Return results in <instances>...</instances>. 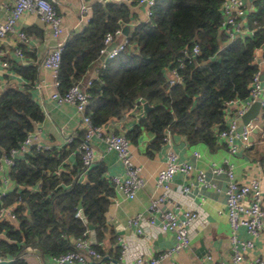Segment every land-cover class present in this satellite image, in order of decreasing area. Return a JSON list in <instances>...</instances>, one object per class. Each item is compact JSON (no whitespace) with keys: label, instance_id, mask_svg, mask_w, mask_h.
<instances>
[{"label":"trees","instance_id":"obj_1","mask_svg":"<svg viewBox=\"0 0 264 264\" xmlns=\"http://www.w3.org/2000/svg\"><path fill=\"white\" fill-rule=\"evenodd\" d=\"M222 1L154 0L149 16L123 33L127 38L124 49L102 59L104 35L128 24L137 0H91L88 23L67 34L57 71L58 90L82 83L96 70L86 88L85 108L94 125L137 110L131 113L135 120L122 133L130 144L150 133L144 149L147 154L161 146L167 132L183 136L189 145L204 144L210 151L220 146L227 149L218 131L225 127L227 114H233L229 103L249 98L257 70L254 53L262 47L264 55V0H245L242 29L246 31L233 37L221 28ZM12 69L27 82L0 91V157L37 131L44 117L33 95L36 65L14 62ZM171 70L177 74L173 82ZM138 98L150 108L144 110ZM259 118L260 142L238 152L253 150L251 159L258 162L264 177V106ZM84 133L81 127L61 145H30L14 154L8 169L14 187L0 194V207L12 205L16 219H0V257L6 261L0 264H33L26 257L27 249H37L41 259L52 258L69 250L74 238H89V224L96 238L91 244L101 254L91 259H106L101 242L107 237L110 244L116 242L114 258L122 263L117 234L104 216L115 193L114 183L103 161L82 163L78 147Z\"/></svg>","mask_w":264,"mask_h":264},{"label":"built area","instance_id":"obj_2","mask_svg":"<svg viewBox=\"0 0 264 264\" xmlns=\"http://www.w3.org/2000/svg\"><path fill=\"white\" fill-rule=\"evenodd\" d=\"M91 0H81L77 5V16L69 24V31L80 30L85 26L91 16ZM122 1V0H114ZM129 2L130 0H124ZM137 3L145 5V14L149 16L154 0H137ZM222 13L221 28L233 37L237 33H243L244 26L242 19L246 14L245 0H223L220 5ZM35 13L46 27L47 36L54 40L53 46L41 60L44 68L48 69L53 77L54 90L50 93V98L58 105L72 104L80 114L81 126L84 128V137L78 149L82 163L89 165L94 161L96 151L92 145V138L97 137L105 146V149L112 150L121 161L124 168V175L112 176L115 190L124 194L127 198H133L136 192L145 184V179L141 173V168L134 163L132 158L131 144L123 133L103 132L101 125H94L85 108L89 100V93L86 88L91 83L92 77H87L82 83L75 82L62 92L58 90L57 71L60 64V55L69 31L63 24V15L56 11L52 0H12L10 5L0 3V39L7 33L13 32L18 37V41L23 47H28L31 43L27 33L18 28V20L24 13ZM252 33V30H250ZM115 42V45L107 49V46ZM127 42L123 35L122 28H117L113 32H107L103 38V46L100 53L105 58H112L121 52ZM258 48L254 53L253 62L257 64V70L250 82V96L245 100L234 99L229 103L233 114H227L225 127L218 131V136L222 138L227 146L228 152L234 154L241 148H247L252 143L260 142L263 137L262 126L260 125L259 111L264 106V80L261 74L264 73V55L258 53L262 51ZM197 46L192 47V52H197ZM14 53L23 56L21 46L16 47ZM8 66L7 60L0 61V72ZM170 82L177 78L174 70L170 71ZM1 82V81H0ZM1 85V83H0ZM40 84L36 87L39 88ZM35 92V91H34ZM259 102V111L247 122H242L241 117L251 106L252 103ZM260 132V134H258ZM72 135L66 137L71 139ZM38 132H30L16 149H11L8 155H3L0 163V183L8 184L9 165L16 152H23L30 145L37 148H46L48 143L38 140ZM254 137V138H253ZM253 138V140L251 139ZM198 154L197 151L194 152ZM191 163L180 161L173 151H168L164 164L157 170L155 186L160 191L154 195L148 205V218L143 213H136L128 220L130 225L135 226V233L145 237H152L155 232H171L174 236V243L156 254L144 256L137 253L131 258H127L128 242L123 237H118L121 247L119 260L123 264H159L163 259L169 258L176 252L189 247L192 238V228L197 225L200 228L206 219L200 208H192L183 204V194L189 190V185L181 187L180 194L172 198L170 195V181L176 172L189 174L192 170ZM214 173H224L226 176L225 186V206L226 216L229 224V238L234 246L231 257L232 264H264V253L245 257L243 251L253 246V239L261 235L264 227V192L262 189V179L259 175L251 176L245 181H239L234 172V166L227 159L224 165L213 163ZM197 182L207 185L208 180L204 177L201 170L195 175ZM5 191H0L4 193ZM168 202L170 207L162 208L161 205ZM79 215V211L76 212ZM8 218L11 221L16 219L12 205L0 207V219ZM239 227H244L252 238L243 239L237 235ZM73 246L52 259L56 264H84L87 257L99 259L101 254L92 246L88 237L78 236L73 239ZM239 247V248H237ZM21 251L18 255H21ZM211 253L207 252L198 264H223L221 260H213ZM3 259L0 257V261ZM5 260H8L6 258Z\"/></svg>","mask_w":264,"mask_h":264},{"label":"crops","instance_id":"obj_3","mask_svg":"<svg viewBox=\"0 0 264 264\" xmlns=\"http://www.w3.org/2000/svg\"><path fill=\"white\" fill-rule=\"evenodd\" d=\"M12 0H0L1 4L10 5ZM81 0H52L57 12L63 15V24L69 31V24L77 16V5ZM133 15L128 22V27L146 18L145 5L136 3L132 7ZM18 28L24 30L31 39L28 47L18 41L15 33H7L0 39V61L7 60L8 66L0 72V91L9 85L21 87L27 79L12 69L14 62L22 65H36L37 77L34 82V99L40 104L44 113L42 121L37 124L38 140L41 142L61 145L69 135H74L80 129V114L72 104H56L50 93L54 90L53 77L51 72L41 64L42 58L53 46L54 40L47 36L46 27L35 13L26 12L18 20ZM21 46L23 56L14 53L16 47ZM259 51L258 53H261ZM96 70L90 71L87 77H95ZM37 84L39 88L36 87ZM142 108V107H141ZM234 108H231V110ZM140 110V109H139ZM132 110L121 119H113L102 125L103 132H114L115 128H120L122 133L135 119L131 115ZM231 112L229 113V116ZM151 134H142L137 144H131L132 158L135 164L141 168V173L145 179L144 186L136 192L135 197L127 198L121 192L115 190L111 200L114 201L113 216L116 223L108 222L113 232L118 237H123L128 242L127 258H131L137 253L150 256L158 251L164 250L174 243V236L171 232H155L152 237H145L135 233V226L130 225L128 220L136 213H143L148 218V205L150 199L156 195L160 189L155 186L157 170L164 164L168 151H173L180 161L191 163L192 170L185 175L176 172L170 181V196L174 198L180 194L181 187L189 185V190L183 194V204L192 208H200L204 214L206 222L198 228H192V238L189 247L174 253L167 259H163L159 264H198L199 260L209 252L213 260H221L223 264H232L231 257L234 246L229 238V224L226 216L225 206V186L226 176L224 173H214L213 163L224 165L227 159L234 166L235 176L238 180L245 181L251 176L259 175L262 179V189L264 192V177L260 166L256 160L251 159L253 150H242L236 154L228 152L226 147L220 146L215 151L208 150L204 144L189 145L183 136L171 135L167 132L165 141L151 155L144 152L146 143ZM254 138V137H253ZM253 138H251L253 140ZM92 145L95 148L96 156L94 160H101L106 166L108 176H123L124 168L117 155L112 150L105 149L102 142L97 137L92 138ZM197 151L198 154L194 152ZM73 161V160H72ZM198 170L203 171L204 177L209 184L204 185L196 181L195 175ZM14 187V182L10 180L8 184L0 183V191H8ZM162 208L170 207L168 202L161 205ZM264 209V199H263ZM237 235L243 239L252 238L244 227H239ZM91 238L93 240L91 241ZM91 243L96 242L93 232L89 230ZM105 247V260L98 262L87 257L84 264H119L114 258V246L105 237L101 242ZM239 248V247H237ZM28 252V253H27ZM37 249L26 250V257L33 264H56L52 258L41 259ZM264 253V227L259 237L253 239V246L243 251L245 257H251ZM122 262V261H121ZM120 262V263H121ZM123 264V262L121 263Z\"/></svg>","mask_w":264,"mask_h":264},{"label":"water","instance_id":"obj_4","mask_svg":"<svg viewBox=\"0 0 264 264\" xmlns=\"http://www.w3.org/2000/svg\"><path fill=\"white\" fill-rule=\"evenodd\" d=\"M128 30H129L128 25L122 26V32L124 34H127ZM114 45H115V42L110 43L107 46V49L112 48ZM101 58L103 59V56H101ZM260 77H261V79L264 80V73H262ZM138 100L142 103L144 110H147L148 108H150V106L147 105V103L145 102V100L143 98H138ZM258 111H259V102L256 101V102L252 103L251 106L247 109V111L242 115L241 120L244 123L247 122L250 118H252L254 115H256V113ZM114 204H115L114 201H111L108 205L107 210L104 212V216H105L106 220L108 222L111 221L113 224L117 222V220L113 216ZM80 206H81L80 203H78L79 208H80ZM93 228H94L93 225H91V224L88 225V229L92 232H93ZM92 240H93V238H91V241ZM3 262H6V261L3 260Z\"/></svg>","mask_w":264,"mask_h":264}]
</instances>
